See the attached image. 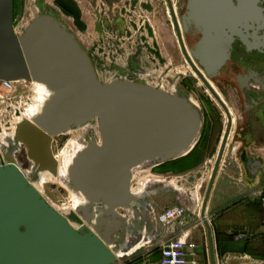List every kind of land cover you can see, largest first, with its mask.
I'll use <instances>...</instances> for the list:
<instances>
[{
	"label": "water",
	"instance_id": "obj_1",
	"mask_svg": "<svg viewBox=\"0 0 264 264\" xmlns=\"http://www.w3.org/2000/svg\"><path fill=\"white\" fill-rule=\"evenodd\" d=\"M260 3L264 0H187L182 22L203 32L198 46L214 37L229 42L247 20H264ZM0 79L37 81L49 92L41 111L17 122L14 138H8L10 145L0 146V264L115 263L127 255H118L120 251L126 253L135 246L117 247L110 240V226L102 232L106 217L116 215V208L126 215L117 213L121 221L114 230L128 233L129 222L135 219L138 242L147 241L141 231H149L150 212L157 211L146 192L130 191L133 171L187 152L201 128L199 109L184 95L140 82L119 77L100 80L82 46L50 14H36L15 33L11 0H0ZM204 82L227 113L221 98ZM92 123L99 139H88L68 167L67 184L85 202L63 214L31 181L39 170L56 172L51 150L55 136ZM226 136L199 211L209 264H216V258L205 210ZM20 145L35 164L28 175L14 157Z\"/></svg>",
	"mask_w": 264,
	"mask_h": 264
},
{
	"label": "flooded vegetation",
	"instance_id": "obj_2",
	"mask_svg": "<svg viewBox=\"0 0 264 264\" xmlns=\"http://www.w3.org/2000/svg\"><path fill=\"white\" fill-rule=\"evenodd\" d=\"M186 1L32 0L33 14L22 25H27L36 14H50L82 46L100 80L119 77L140 82L170 94L184 95L199 109L201 128L187 152L165 162L141 166V170L149 167L154 173L164 169L163 180L150 176L149 184L139 180L129 185L132 193L146 192L147 201L157 212L175 202L186 203V197L175 196V185L185 188L182 180H187L188 173L200 165L203 167L207 157H213L208 183L225 135L220 165L223 161L230 165L232 157L228 160L226 156L233 154L247 162L249 174L263 177L264 20H247L229 42L225 37H214L198 46L203 32L182 22ZM22 2L11 0L12 27ZM204 81L221 98L227 113ZM197 86L201 94L196 92ZM249 148L257 149L251 159ZM137 183L138 186H132ZM199 211L200 206L197 216ZM117 213L126 215L121 208H116V215L106 217L102 232L112 227L110 240L117 247L138 243L135 216L130 214L134 220L129 222L131 227L127 233L121 228L114 230L121 221Z\"/></svg>",
	"mask_w": 264,
	"mask_h": 264
},
{
	"label": "crops",
	"instance_id": "obj_3",
	"mask_svg": "<svg viewBox=\"0 0 264 264\" xmlns=\"http://www.w3.org/2000/svg\"><path fill=\"white\" fill-rule=\"evenodd\" d=\"M256 152L257 149L249 148L248 157H255ZM261 153L263 165L264 151ZM231 157L233 162L230 165L224 161L220 165L205 210L212 230L216 263L264 264V214L260 205V198L264 195V177L260 179L259 176L249 174L246 161L239 160L233 154ZM249 161L251 164L252 161ZM175 186L176 197L188 195L186 190ZM186 203L175 202L170 206L180 204L190 210ZM155 214L150 212L149 231H141V235H145L148 240L136 243L130 251L124 253L126 256L112 264H155L159 259V251L154 244L158 240L171 236L192 240V229L198 227V224L205 238L201 246L196 248V258L200 259L199 253L205 255L204 251H208L206 229L199 216L193 217V213L186 212L181 218L164 224L156 220ZM176 231L178 234H175Z\"/></svg>",
	"mask_w": 264,
	"mask_h": 264
},
{
	"label": "rangeland",
	"instance_id": "obj_4",
	"mask_svg": "<svg viewBox=\"0 0 264 264\" xmlns=\"http://www.w3.org/2000/svg\"><path fill=\"white\" fill-rule=\"evenodd\" d=\"M31 3L32 0H23L21 5H19L20 7L17 8L13 21V29L15 33L20 31L22 25L25 23L29 15L33 14V7ZM28 88L30 89H27L25 91L27 92L26 94L27 96L30 95L31 102L29 101L23 104L24 105L23 117L29 116L27 114H30L32 111L37 109L40 104V101L38 102V100H41L43 98L41 96L39 97L40 99H38V97L35 96L36 94L34 88H36V85H34L33 88H31V86L29 85ZM196 92L198 94H201L202 93L201 88L197 86ZM38 94L41 95V92L40 93L38 92ZM0 126H3L2 121L0 122ZM3 127L5 128V126ZM98 137L99 134H98L97 126L93 123L89 124L86 127L73 129L62 135L55 136L51 142V150L52 153H54V156L58 162V172L61 174L66 171L67 165L71 162L73 154L81 145H83L90 138L97 139ZM18 158L20 160L21 165H23L24 168L28 167L29 161L26 158L25 150H22L18 154ZM226 159L231 160V156L229 153L226 156ZM212 160L213 157H207V159H205V164H203V167H201L200 165L198 168L188 173L189 177H186L187 180H182L183 187H185L183 189L186 190L188 194L186 196V202H187L186 206H189L190 208V210H188L186 207L185 213L191 212L193 213V215H191L193 217L197 215L199 206L201 205V200L203 198V192L207 184V179H208ZM263 165H264V160H263ZM198 170L200 171L199 173H197ZM161 172L154 173L152 170L149 169V167H143L142 170H141V166L136 167L132 174L133 180L130 183H133L135 181L137 182L139 180H141L140 182H143L146 180V183L149 184L150 182L148 178H150V176L157 177L156 179H158V181L159 180L162 181L165 175L163 173L164 169H162ZM42 179L43 181L40 184V186H38V189L40 193H42V196L45 197L50 204H52L56 209H58L61 212H68L69 210L74 209V206L77 203L76 199L78 198L72 193H70L60 183L58 179L53 178L50 174L47 173L46 176L45 175L42 176ZM260 179H263L262 176L260 177ZM132 186L136 187L138 186V183L132 184ZM141 186H143V184ZM199 227L200 226L198 224V227L192 229L193 234L191 238L192 239L191 241L195 242L198 247L201 246L200 244H202L203 239L205 238L204 235L200 233ZM175 234H178V232L176 231ZM207 252H208L207 250L204 251L205 253L204 256H202L201 253H199L200 256V259L198 260L199 264H204V263L209 264V254Z\"/></svg>",
	"mask_w": 264,
	"mask_h": 264
},
{
	"label": "built area",
	"instance_id": "obj_5",
	"mask_svg": "<svg viewBox=\"0 0 264 264\" xmlns=\"http://www.w3.org/2000/svg\"><path fill=\"white\" fill-rule=\"evenodd\" d=\"M29 85L31 88L34 86L32 81L25 79H0V122L2 121L7 130L14 129L16 122L23 118V104L31 102L30 95L27 96L25 91L30 89ZM26 119L29 117L27 116ZM261 173L264 177V165L261 168ZM260 205L264 214V195L260 198ZM185 211L184 205H173L158 214L156 213L155 218L161 223L170 224L181 218ZM154 247L159 251V259L155 264H198L197 244L185 237L162 238L154 244Z\"/></svg>",
	"mask_w": 264,
	"mask_h": 264
},
{
	"label": "bare ground",
	"instance_id": "obj_6",
	"mask_svg": "<svg viewBox=\"0 0 264 264\" xmlns=\"http://www.w3.org/2000/svg\"><path fill=\"white\" fill-rule=\"evenodd\" d=\"M32 81V80H31ZM33 82V84H34V82H35V84L34 85H36V88H34V91H35V96H37L38 97V99H40L39 97H43L41 100H38V102L40 101V104H39V107L37 108V109H35L34 111H32L30 114H27V115H29L28 117H30L33 113H35V111H37V112H40L41 111V109H42V107H43V103H44V101H45V99H46V97H47V95L49 94V92H48V90L46 89V87H45V85L43 84V83H40V82H37V81H32ZM42 86H40V85ZM38 92L40 93L41 92V95H39L38 94ZM36 103V102H35ZM38 104V103H37ZM26 115V116H27ZM23 119H26V117H23L22 119L20 118L19 119V121H22ZM18 121V122H19ZM17 123V122H16ZM89 124H87V125H84V126H80V127H75V128H72V129H69V130H67L66 132H68V131H70V130H73V129H78V128H83V127H86V126H88ZM4 126V125H3ZM3 129V130H2ZM66 132H64V133H66ZM64 133H62V134H64ZM62 134H60V135H62ZM13 135H14V130L12 129V130H7V129H5L4 127H2L1 126V128H0V146H3V145H7V146H9L10 145V142L8 141V138H14L13 137ZM97 139H99V137L97 138ZM86 143V142H85ZM85 143L83 144V145H81L76 151H75V153L73 154V156H72V159H73V157L76 155V153L77 152H79L82 148H84L85 147ZM15 145H16V142H15ZM23 147H22V145H20V147H19V149H17L18 151H14V157H15V159H16V161H17V164H18V166H19V168L23 171V173L25 174V175H28L29 173H30V171L33 169V167H34V161L33 160H31V159H29V158H27V160L29 161V165H28V167H26V168H24L23 167V165H21V163H20V160H19V158H18V155H17V153L19 154L23 149H22ZM0 152H2L1 151V149H0ZM53 154V153H52ZM54 156V155H53ZM54 159H55V161H56V163H57V168H56V172L55 173H53L52 171H50V170H48V169H44V170H39L38 172H37V178L35 179V180H32L31 182H32V184L37 188V190L39 191V189H38V186H40V184L42 183V181H43V179H42V176L44 175V174H46V173H48V174H50L53 178H55V179H58L59 181H60V183L70 192V193H72L73 195H75L77 198H78V201H77V203H76V205L74 206V209L73 210H69L68 212H61V211H59L58 209H56L52 204V206L57 210V211H59V212H61V213H63V214H68V213H71V212H73V211H75V209H76V207H78L79 205H81V204H83L85 201H84V198L81 196V194H78L77 192H75V191H73L69 186H68V184H67V181H68V167H69V165H71V163H72V160H71V162L67 165V168H66V171L64 172V173H59L58 172V162H57V160H56V158H55V156H54ZM141 190H139L138 192H140ZM40 192V191H39ZM41 195H42V193H41ZM73 224H75L76 225V222L75 221H72V220H70ZM118 255H124V253H122L121 251L119 252V254Z\"/></svg>",
	"mask_w": 264,
	"mask_h": 264
}]
</instances>
